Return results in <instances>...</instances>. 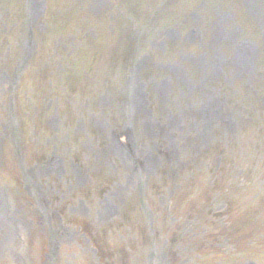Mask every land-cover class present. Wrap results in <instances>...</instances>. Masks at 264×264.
I'll return each mask as SVG.
<instances>
[{
	"label": "rangeland",
	"instance_id": "rangeland-1",
	"mask_svg": "<svg viewBox=\"0 0 264 264\" xmlns=\"http://www.w3.org/2000/svg\"><path fill=\"white\" fill-rule=\"evenodd\" d=\"M0 264H264V0H0Z\"/></svg>",
	"mask_w": 264,
	"mask_h": 264
}]
</instances>
